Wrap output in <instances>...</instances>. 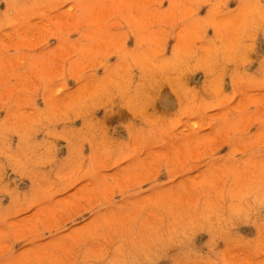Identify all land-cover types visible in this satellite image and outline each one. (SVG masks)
Wrapping results in <instances>:
<instances>
[{"label":"rangeland","instance_id":"1","mask_svg":"<svg viewBox=\"0 0 264 264\" xmlns=\"http://www.w3.org/2000/svg\"><path fill=\"white\" fill-rule=\"evenodd\" d=\"M0 149V264H264V0H0Z\"/></svg>","mask_w":264,"mask_h":264},{"label":"clouds","instance_id":"2","mask_svg":"<svg viewBox=\"0 0 264 264\" xmlns=\"http://www.w3.org/2000/svg\"><path fill=\"white\" fill-rule=\"evenodd\" d=\"M182 2L186 5V6H191L192 4L197 3V0H182ZM221 3H224L225 5L227 4V0H221ZM184 19H187V16L184 17ZM205 44H207V41H204ZM189 59L190 60H195L196 59V54L195 53H191L189 55ZM153 66L156 69L157 73L160 75H170L172 77H175V75L177 74V68L176 67H171V66H164V64L159 61V60H155L153 62ZM63 92L65 91V85H63L62 83H58L55 84L53 86V91L52 94L53 95H57L58 91ZM164 99L165 97H160V102H161V107H164ZM6 153L3 151V149H0V156H5ZM12 159H17L15 156L11 157ZM19 162V161H18Z\"/></svg>","mask_w":264,"mask_h":264}]
</instances>
